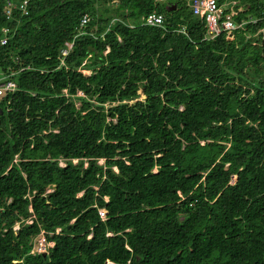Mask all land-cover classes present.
I'll return each instance as SVG.
<instances>
[{
    "label": "trees",
    "instance_id": "obj_1",
    "mask_svg": "<svg viewBox=\"0 0 264 264\" xmlns=\"http://www.w3.org/2000/svg\"><path fill=\"white\" fill-rule=\"evenodd\" d=\"M191 1L0 0V264H264V0Z\"/></svg>",
    "mask_w": 264,
    "mask_h": 264
},
{
    "label": "built area",
    "instance_id": "obj_2",
    "mask_svg": "<svg viewBox=\"0 0 264 264\" xmlns=\"http://www.w3.org/2000/svg\"><path fill=\"white\" fill-rule=\"evenodd\" d=\"M27 0H6L4 5V17L5 19H10L12 17L13 10H16L20 14L26 13L25 6ZM193 15L203 18L204 23V37L212 38L218 35L221 32H224L225 38L231 39L233 30L240 27L241 23H235L231 17V14L224 13L221 5L217 4L216 0H192L191 4L188 6ZM88 21L87 16H82L80 21V26L85 24ZM163 17L161 14L150 13L143 18V24L150 26H159L162 24ZM3 33L8 31L7 27L2 28ZM5 41L4 38L0 39V44H3ZM68 47H71V44H68ZM67 53V49H62L61 54L65 55ZM62 62V59H61ZM23 68L18 69L21 71ZM84 73H88V71L83 70ZM12 74V72L2 73L0 72V98L1 95L5 91H13L16 89V85L13 81L7 79V77ZM78 94L82 93L78 91ZM72 162H76V159H72ZM59 165H64V162L60 159L58 160ZM53 189L50 186H46L42 189V194H46L51 192ZM30 223L29 221H26ZM16 227V226H15ZM59 229L56 228L55 232H58ZM53 241L46 240L43 234V231H40L39 236L36 239V245L34 246V251L36 253L44 252L47 248L53 245Z\"/></svg>",
    "mask_w": 264,
    "mask_h": 264
},
{
    "label": "rangeland",
    "instance_id": "obj_3",
    "mask_svg": "<svg viewBox=\"0 0 264 264\" xmlns=\"http://www.w3.org/2000/svg\"><path fill=\"white\" fill-rule=\"evenodd\" d=\"M230 0H223V3L221 5V8L224 10V8H230V4H229ZM75 105H78V103L76 102ZM73 163V162H72ZM75 163V162H74ZM29 221V219L27 220Z\"/></svg>",
    "mask_w": 264,
    "mask_h": 264
},
{
    "label": "water",
    "instance_id": "obj_4",
    "mask_svg": "<svg viewBox=\"0 0 264 264\" xmlns=\"http://www.w3.org/2000/svg\"><path fill=\"white\" fill-rule=\"evenodd\" d=\"M175 8V5H172V7H170V9H174Z\"/></svg>",
    "mask_w": 264,
    "mask_h": 264
},
{
    "label": "clouds",
    "instance_id": "obj_5",
    "mask_svg": "<svg viewBox=\"0 0 264 264\" xmlns=\"http://www.w3.org/2000/svg\"><path fill=\"white\" fill-rule=\"evenodd\" d=\"M85 70V69H84ZM87 71V70H86Z\"/></svg>",
    "mask_w": 264,
    "mask_h": 264
}]
</instances>
